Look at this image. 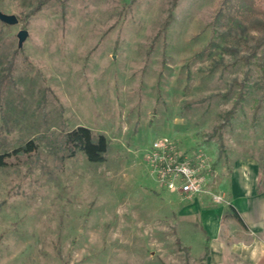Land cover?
Masks as SVG:
<instances>
[{
	"label": "rangeland",
	"instance_id": "374dc122",
	"mask_svg": "<svg viewBox=\"0 0 264 264\" xmlns=\"http://www.w3.org/2000/svg\"><path fill=\"white\" fill-rule=\"evenodd\" d=\"M220 5L0 0L18 18L0 21V152L37 145L0 167V264H207L192 206L227 210L244 160L264 193V73L250 51L264 17L215 24ZM76 126L108 139L104 162L66 156ZM162 135L198 161V193L169 191L145 164Z\"/></svg>",
	"mask_w": 264,
	"mask_h": 264
},
{
	"label": "crops",
	"instance_id": "0c3cea01",
	"mask_svg": "<svg viewBox=\"0 0 264 264\" xmlns=\"http://www.w3.org/2000/svg\"><path fill=\"white\" fill-rule=\"evenodd\" d=\"M248 160L235 163L226 191L244 222L223 218L224 207L200 208V222L208 238L207 264H264V193L257 192L259 175ZM200 242V239H199Z\"/></svg>",
	"mask_w": 264,
	"mask_h": 264
},
{
	"label": "trees",
	"instance_id": "16d2710c",
	"mask_svg": "<svg viewBox=\"0 0 264 264\" xmlns=\"http://www.w3.org/2000/svg\"><path fill=\"white\" fill-rule=\"evenodd\" d=\"M38 8V7H37ZM251 16L264 17V5L262 0H221V5L217 10L214 22L233 21L237 18H250ZM260 51L258 55V66L264 73V37L259 39L255 46L251 47V52L256 54V50ZM108 139L103 134H94L88 127L76 126L68 130L64 136V148L67 157H73L77 152H81L87 161L93 163H101L105 161L108 151ZM37 150V145L32 141H27L21 147L14 149L11 153L0 152V167L7 164V159L12 155L30 154ZM223 218H232L241 226L244 222L236 209L229 204L227 212ZM207 253V249L205 254Z\"/></svg>",
	"mask_w": 264,
	"mask_h": 264
},
{
	"label": "built area",
	"instance_id": "2783aa9c",
	"mask_svg": "<svg viewBox=\"0 0 264 264\" xmlns=\"http://www.w3.org/2000/svg\"><path fill=\"white\" fill-rule=\"evenodd\" d=\"M143 159L155 179L169 191L193 195L201 190L199 163L184 155L168 136H157L144 150Z\"/></svg>",
	"mask_w": 264,
	"mask_h": 264
},
{
	"label": "water",
	"instance_id": "95a60500",
	"mask_svg": "<svg viewBox=\"0 0 264 264\" xmlns=\"http://www.w3.org/2000/svg\"><path fill=\"white\" fill-rule=\"evenodd\" d=\"M0 21L14 25L18 23V18L15 15L12 14H5L0 12ZM28 36V32L25 29H21L17 33V38H18V46H22L23 42Z\"/></svg>",
	"mask_w": 264,
	"mask_h": 264
}]
</instances>
